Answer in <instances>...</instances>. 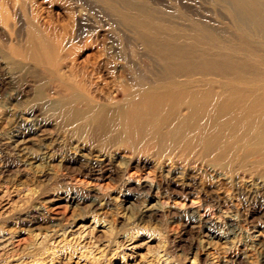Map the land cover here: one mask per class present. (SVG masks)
Masks as SVG:
<instances>
[{
	"label": "rangeland",
	"instance_id": "rangeland-1",
	"mask_svg": "<svg viewBox=\"0 0 264 264\" xmlns=\"http://www.w3.org/2000/svg\"><path fill=\"white\" fill-rule=\"evenodd\" d=\"M99 1L0 0V83H5L3 86L0 84V264H264V180L259 179L256 174H242L235 167L221 169L207 164L209 159L205 162L204 158L200 157L201 150L198 145L191 150H175L174 153L152 144L139 145L136 149L130 144L127 145L128 142L123 139L122 133L109 136L110 132L95 129L90 134H84L83 138L76 136L72 132V125L65 122L67 119L57 103L66 92V86L60 84L58 76L65 77L67 84L77 88L80 80L78 75L82 72L86 76L85 79L92 83V87L87 91L88 95L97 97V93L107 94L111 95V102L120 101L123 98L122 90L128 87L125 82L117 81L116 77L119 73L117 71L125 63L119 61L116 56V67L109 65L110 68H116L112 81L108 77H102L101 81L96 82L97 76L94 74L101 71V65L113 56L110 55L113 49L117 52L118 48L120 51L124 50L132 62L129 65L134 68L132 71L148 73L155 68L160 69L155 55L137 40L136 30L140 23L152 22L160 26H172L186 35H195L194 24H200L208 30L206 33L210 37L217 40L218 45H224L221 49L213 47L211 55H233L225 50V47L243 51L242 55L236 51L232 57L217 61L220 66L234 67L238 60H244L242 58H246V54L252 53L258 58L252 61L254 70L258 65L255 71L259 77L257 82L264 86L263 46L260 47L257 40L248 42V47L244 46L243 38L239 36L237 26L231 18V11L225 8L220 0H111L112 7L103 0ZM125 13L129 14L125 16ZM120 14L122 18L118 16ZM132 14H136L134 16L138 17L139 22ZM42 19H45V22ZM3 37L5 38L2 41ZM89 38L91 39L88 41ZM62 42L65 45H62ZM102 72L104 73L103 69ZM2 80L8 81V84ZM97 84L101 85L98 87ZM44 104L45 107L49 104L50 106L44 108ZM42 111L46 113L43 115ZM42 117L48 120L44 121ZM62 121L64 125L61 124ZM214 157L216 156H210L211 159ZM93 164L96 170L103 165L112 170L107 172L104 178L96 180L92 178V174L96 173L91 170ZM127 164H130L128 172L137 177L135 182L133 180L132 183H127V178L122 176ZM148 175L151 180L147 178ZM73 177L75 181L72 180ZM171 177L177 182L172 181ZM90 181L93 184L90 185ZM188 182L192 185L183 193L175 194L170 187V184L174 186L175 183L180 185ZM76 194L77 196H73ZM78 199L80 201H77ZM149 207L153 209L151 212ZM166 207L168 211L164 209ZM257 233H261V237L256 235ZM255 235L259 241L255 239Z\"/></svg>",
	"mask_w": 264,
	"mask_h": 264
},
{
	"label": "bare ground",
	"instance_id": "bare-ground-1",
	"mask_svg": "<svg viewBox=\"0 0 264 264\" xmlns=\"http://www.w3.org/2000/svg\"><path fill=\"white\" fill-rule=\"evenodd\" d=\"M99 1V0H98ZM224 7L231 11L232 17L239 36L243 38L244 46L248 47V42L256 41L260 47L264 48V0H220ZM84 2V1H83ZM100 2V1H99ZM105 4L112 7L111 0H103ZM51 3V2H50ZM102 3V1H101ZM220 3V4H221ZM84 4V3H82ZM86 4V3H85ZM84 4V5H85ZM103 4V3H102ZM104 4V5H105ZM140 4V3H139ZM170 4V3H169ZM36 5V4H35ZM218 5V4H217ZM41 7V5H39ZM145 6V5H144ZM219 6V5H218ZM88 7V6H87ZM109 7V9H110ZM120 7V6H119ZM221 7V6H220ZM223 7V8H224ZM19 8V7H18ZM33 8V7H32ZM36 8V7H35ZM116 9V8H115ZM114 9V10H115ZM42 10V9H41ZM51 10V9H50ZM119 8L118 11L119 12ZM12 11V10H11ZM39 11V10H37ZM112 11V10H111ZM225 11V10H224ZM115 12V11H113ZM165 12V11H164ZM227 12V10H226ZM1 13V12H0ZM124 13V12H123ZM122 13V14H123ZM170 13V11L168 12ZM173 13V12H172ZM230 14V12H228ZM11 14V13H10ZM117 14V13H116ZM127 13H125L126 16ZM129 14V13H128ZM127 14V15H128ZM167 14V13H166ZM175 14V13H173ZM227 14V16L229 15ZM27 15V14H25ZM24 15V16H25ZM50 15V14H49ZM70 15V14H69ZM136 15V14H134ZM134 19L138 17L134 16ZM2 16V14L0 15ZM14 16V15H13ZM21 16V15H20ZM23 16V17H24ZM119 17L121 16L118 15ZM131 16V18H132ZM138 16V15H137ZM231 16V15H230ZM50 17V16H49ZM118 17V18H119ZM2 18V17H1ZM25 18V17H24ZM37 18V17H36ZM122 18V16H121ZM130 18V19H131ZM7 19V18H6ZM10 19V18H9ZM11 19H13L11 17ZM10 19V20H11ZM18 19V18H17ZM21 19V18H20ZM148 19V18H147ZM188 19V18H187ZM2 20V19H1ZM41 20V18L39 19ZM43 20V19H42ZM47 20V19H46ZM121 20V19H120ZM132 20V19H131ZM142 20V19H139ZM145 20V19H144ZM177 20V19H176ZM182 20V19H180ZM18 21V20H17ZM22 21V20H21ZM45 22V19L43 20ZM125 21H127L125 19ZM124 21V22H125ZM138 21V19L136 20ZM143 21V20H142ZM191 21V20H188ZM3 22V21H2ZM7 24V21H5ZM13 22V21H12ZM24 22V21H22ZM39 22V21H38ZM70 22V21H69ZM129 22V21H127ZM139 22V21H138ZM137 22V23H138ZM192 22V21H191ZM229 22H231L229 20ZM233 22V26H234ZM15 23V21H14ZM37 23V22H36ZM40 23V22H39ZM43 22H41L42 24ZM48 23V22H47ZM11 24V23H10ZM40 24V25H41ZM50 24V21H49ZM52 24V23H51ZM134 24V22H133ZM132 24V25H133ZM207 24V23H206ZM47 25V24H45ZM73 25V24H72ZM127 25V24H126ZM130 25V24H129ZM135 25V24H134ZM137 28V40H139L141 46L148 49V51L155 55L160 69H153L148 73H138L132 71L129 67L130 63L127 58V54L119 50L118 52L113 49L110 52L112 61L107 60L101 65V71L96 74L97 80L101 81L102 77H108L109 80H113L114 68H110L117 65L116 56L119 61H123L125 64L121 65L122 68L119 72L116 80L125 82L128 89H123V98L117 102H111L112 98L105 94L97 93V97L94 95H88L87 91L89 87H92V83L85 79V74L82 72L79 77V85L77 88L67 84L65 77L58 76L60 84L66 86V89L62 97L58 99V106L62 110L69 124L73 128L71 131L76 136H83L93 130L104 131L109 133V136H114L115 133H122L123 139L127 145L130 144L134 148H138L139 145L152 144L157 148L171 151H188L198 145L200 157L208 160L206 163L219 167L221 169H228L231 167L237 168L242 174H256L259 179L264 180V86L258 83L259 77L252 67V61L258 59L254 54H246L244 60H238L234 67L220 66L217 61L222 58H230L237 51L241 53L242 50L235 48H227L225 50L233 53L231 56L226 55H211L213 47L224 48V45H218L216 39L210 37L205 27H201L200 24H194L195 35L182 34L174 28L167 26H160L152 22L146 24H138ZM192 25V24H191ZM3 26V25H2ZM8 26V25H6ZM12 26V25H11ZM22 26V25H21ZM20 26V27H21ZM42 26V25H41ZM50 26V25H49ZM52 26V25H51ZM74 26V25H73ZM137 26V25H136ZM218 26V25H217ZM17 26L15 25V28ZM26 27V25H25ZM48 28V25L46 26ZM12 28V27H11ZM37 28V27H36ZM42 28V27H41ZM45 28V27H44ZM46 28V30H47ZM51 28V27H50ZM188 28V27H186ZM212 28V27H211ZM216 28V27H215ZM2 29V28H1ZM5 29V28H4ZM7 29V27H6ZM20 29V28H19ZM120 28H118L119 30ZM127 29V28H126ZM213 29V28H212ZM235 29V28H234ZM23 30V29H22ZM45 30V32H46ZM51 30V29H50ZM111 30V29H110ZM15 31V30H14ZM96 31V30H95ZM107 31H109L107 29ZM113 32V30H111ZM128 31V30H126ZM9 32V31H8ZM12 32V31H11ZM17 32V31H16ZM30 32V30H28ZM50 32V31H49ZM94 32V31H93ZM110 32V31H109ZM122 30L119 32L121 33ZM129 32V31H128ZM212 32V31H211ZM218 32V31H216ZM221 32V31H219ZM23 33H25L23 31ZM77 33V32H76ZM92 33V32H91ZM96 33V32H95ZM130 33V32H129ZM197 33V34H196ZM215 33V32H213ZM237 33V31H236ZM1 34V33H0ZM72 34V32H71ZM69 34V35H71ZM83 34V33H82ZM109 34V33H108ZM127 34V32H126ZM125 34V35H126ZM218 34V33H217ZM226 34V33H225ZM4 35H6L4 33ZM73 35V34H72ZM86 35V33H85ZM116 34V38H117ZM122 35V34H120ZM124 35V36H125ZM19 36V35H17ZM16 36V38H17ZM25 36V35H24ZM50 36V35H49ZM15 37V36H14ZM30 37V35H29ZM126 37V36H125ZM5 37H3L2 41ZM21 38V36H20ZM130 38V37H129ZM19 39V37H18ZM31 39V38H29ZM91 38L88 39V41ZM131 39V38H130ZM254 39V40H252ZM13 40V39H12ZM16 40V39H15ZM67 40V39H66ZM82 40V39H81ZM93 40V39H92ZM102 40V39H101ZM105 40V39H104ZM121 40V38L119 39ZM118 40V41H119ZM136 40V41H137ZM222 41V39H220ZM9 41V40H8ZM25 41V40H24ZM27 41V39H26ZM65 40H63L64 42ZM69 41V38H68ZM72 38V42H73ZM99 41V40H98ZM226 41V40H225ZM20 42V41H19ZM62 45H65L63 44ZM108 42V41H107ZM122 42V40H121ZM133 42V41H132ZM3 43V42H2ZM8 43V42H7ZM16 43V42H15ZM31 43V42H30ZM66 43V42H65ZM93 43V42H92ZM138 43V44H139ZM24 44V43H22ZM27 44V42H25ZM79 44V41H78ZM105 41L104 44L105 45ZM109 44V43H108ZM122 44V43H121ZM256 44V43H254ZM14 45V44H13ZM19 45V44H18ZM68 45V44H67ZM67 45L65 47H67ZM114 45V43H113ZM137 45V44H136ZM17 46V45H16ZM35 46V45H34ZM79 46V45H78ZM112 46V44H111ZM212 47L209 49L208 47ZM13 47V46H12ZM21 47V46H20ZM19 47V48H20ZM30 47V46H29ZM62 47V46H61ZM71 47V46H70ZM101 47V46H100ZM97 47V48H100ZM107 47V46H106ZM129 47V46H128ZM127 47V48H128ZM4 48V47H3ZM31 48V47H30ZM36 48V47H35ZM73 47H71L72 50ZM115 48V47H114ZM144 48V49H145ZM243 48V47H242ZM68 49V47H67ZM84 49V48H83ZM94 49V47H93ZM111 49V48H110ZM129 49V48H128ZM2 50V49H1ZM6 50V49H5ZM38 50V49H37ZM76 50V49H75ZM133 50V49H132ZM143 50V49H141ZM23 51V50H22ZM26 51V50H25ZM63 51V50H62ZM60 51V52H62ZM73 51V50H72ZM106 51V50H105ZM104 51V52H105ZM111 51V50H108ZM120 51V52H119ZM131 51V50H130ZM145 52V50H143ZM147 51V52H148ZM1 52V51H0ZM27 52V51H26ZM214 52V51H213ZM28 53V52H27ZM39 53V52H38ZM138 53V52H136ZM140 53V52H139ZM3 54V53H2ZM5 54V53H4ZM13 54V53H12ZM34 54V53H33ZM60 54V53H59ZM68 54V53H67ZM147 54V53H146ZM151 54V55H152ZM227 54V53H226ZM14 55V54H13ZM39 55V54H38ZM70 55H72L70 53ZM137 55V54H136ZM228 55V54H227ZM240 55V56H241ZM250 55V56H249ZM252 55V57H251ZM26 56V55H25ZM69 56V54H68ZM67 56V57H68ZM104 56V55H102ZM101 56V57H102ZM149 56V55H148ZM63 57V56H62ZM73 57V56H71ZM100 57V56H99ZM98 57V58H99ZM108 57V56H107ZM151 57V56H150ZM153 57V56H152ZM255 57V58H254ZM259 57V56H258ZM61 58V57H60ZM59 58V59H60ZM70 58V56H69ZM138 58V57H137ZM250 58V59H249ZM262 58V57H261ZM67 59V58H66ZM75 59V58H74ZM102 59V58H101ZM100 59V61H101ZM260 59V57H259ZM264 59V56H263ZM18 60V58H17ZM223 61V60H222ZM221 61V62H222ZM261 61V60H260ZM259 61V62H260ZM232 62V60H231ZM258 62V61H257ZM258 62V63H259ZM262 62V61H261ZM14 63V62H13ZM61 63V62H60ZM134 63V62H133ZM141 63V62H140ZM146 63V62H145ZM30 64V63H29ZM45 64V63H44ZM43 64V65H44ZM57 64V63H56ZM69 65V63H67ZM66 64V65H67ZM99 64V63H98ZM97 64V66H98ZM102 64V62H101ZM263 64V63H260ZM34 65V64H33ZM136 65V64H135ZM141 65V64H140ZM224 65V63H222ZM226 65V64H225ZM9 66V65H7ZM12 66V65H11ZM14 66V64H13ZM28 66V64H27ZM58 66V65H57ZM56 66V67H57ZM93 66V65H92ZM120 66V64H119ZM227 66V65H226ZM73 67V66H72ZM80 67V65H79ZM13 68V67H12ZM35 68V67H34ZM68 68V67H67ZM76 68V67H75ZM137 68V67H136ZM142 69V67L140 66ZM145 68V67H144ZM25 69V68H24ZM46 69V67H45ZM44 69V70H45ZM58 69V68H57ZM81 69V68H79ZM85 69V68H84ZM104 70V73L102 72ZM16 70V68H15ZM47 70V69H46ZM72 70V69H71ZM78 70V69H77ZM91 70V69H90ZM93 70V68H92ZM96 70V69H95ZM260 70V69H259ZM22 71V70H19ZM49 71V70H48ZM51 71V70H50ZM60 70H58L59 73ZM63 71V70H62ZM97 71V70H96ZM145 71V70H143ZM27 72V71H25ZM86 72V71H85ZM88 72V70H87ZM94 72V71H93ZM41 73V72H40ZM76 73V72H75ZM91 73V72H90ZM10 74V73H9ZM23 74V73H22ZM21 74V75H22ZM26 74V73H25ZM54 74V72H53ZM79 74V73H77ZM88 75V74H87ZM90 75V74H89ZM88 75V76H89ZM10 76V75H9ZM8 76V77H9ZM13 76V74H12ZM53 76V75H52ZM55 76V75H54ZM87 76V77H88ZM95 76V77H96ZM2 77V76H1ZM0 77V78H1ZM7 77V78H8ZM26 77V76H25ZM24 77V78H25ZM6 78V79H7ZM14 78V77H13ZM89 78V77H88ZM3 79V78H2ZM5 79V80H6ZM30 79V78H29ZM5 80H2L5 81ZM10 80V78H9ZM56 80V79H55ZM76 80V79H75ZM12 81V79H11ZM19 81V80H18ZM26 81V80H25ZM94 81V82H95ZM105 81V79L103 80ZM6 83L8 81H5ZM93 82V81H92ZM4 83V82H3ZM2 83V84H3ZM11 84L13 82H10ZM23 83V82H22ZM35 83V82H34ZM33 83V84H34ZM74 83V81H73ZM114 83V82H113ZM1 84V83H0ZM1 84V85H2ZM5 84V83H4ZM8 84V83H7ZM31 84V83H30ZM102 84V83H101ZM100 84V85H101ZM107 84V83H106ZM117 84V83H116ZM25 86V84L23 83ZM54 85V84H53ZM91 85V86H90ZM95 85V84H94ZM100 85L97 84L99 87ZM114 85V84H113ZM112 85V86H113ZM3 86V85H2ZM104 86V85H103ZM6 87V86H5ZM58 87V86H57ZM94 87V86H93ZM132 87V88H131ZM23 88V87H22ZM25 88V87H24ZM56 88V87H55ZM100 89V88H98ZM96 89V90H98ZM29 90V89H28ZM57 90V89H56ZM37 91V90H36ZM25 92V91H23ZM40 92V91H37ZM35 92V93H37ZM26 93V92H25ZM24 93V94H25ZM28 93V92H27ZM45 93V92H44ZM58 93V92H57ZM40 94V93H39ZM56 94V93H55ZM96 94V93H95ZM35 96H37L35 94ZM50 96V94H49ZM44 97V96H43ZM51 97V96H50ZM33 98V97H32ZM37 98V97H36ZM41 102V101H40ZM34 103V102H33ZM38 103V102H37ZM51 103V101H49ZM39 104V103H38ZM47 104V103H46ZM48 105V104H47ZM55 106V104H53ZM32 106V105H29ZM44 108L49 107L45 104ZM40 107V106H39ZM41 108V107H40ZM53 108V107H52ZM29 109V108H28ZM39 109V108H38ZM42 109V108H41ZM43 110V109H42ZM47 110V109H46ZM50 110V109H49ZM47 110V111H49ZM26 111V110H25ZM30 111V110H29ZM41 111V110H40ZM45 111V109L43 110ZM42 111V113H43ZM51 111V110H50ZM56 111V110H55ZM54 111V112H55ZM36 112V111H35ZM61 112V111H60ZM59 112V113H60ZM25 113V112H24ZM46 113V112H44ZM43 113V115H44ZM56 113V112H55ZM23 114V113H22ZM31 114V113H29ZM37 114V113H36ZM48 114V113H47ZM25 115V114H24ZM35 115V114H34ZM41 115V116H43ZM57 115V114H56ZM61 116V113L59 114ZM21 116V115H20ZM28 116V115H27ZM32 116V115H31ZM46 116V115H45ZM53 116V115H51ZM49 116V117H51ZM58 116V115H57ZM22 117V116H21ZM19 117V118H21ZM38 117H40L38 115ZM44 117V116H43ZM42 117V118H43ZM33 118V117H32ZM55 118V117H54ZM31 119V118H30ZM34 119V118H33ZM41 119V117H40ZM48 118H43V120ZM63 119V118H62ZM23 120V119H22ZM21 120V121H22ZM41 120V121H43ZM58 120V119H56ZM20 121V119H19ZM24 121V120H23ZM38 121V120H37ZM36 121V122H37ZM40 121V120H39ZM45 121V120H44ZM25 122V121H24ZM47 122V121H46ZM52 122V121H51ZM59 122V121H58ZM23 123V122H22ZM27 123V122H25ZM42 124L41 122H39ZM57 123V122H56ZM63 121L61 122V124ZM20 124V123H19ZM35 124V123H34ZM44 124V123H43ZM42 124V125H43ZM58 124V123H57ZM56 124V125H57ZM60 124V125H61ZM65 123H63L64 125ZM28 125V124H27ZM31 125V124H30ZM49 125V123H48ZM22 126V125H21ZM38 126V125H37ZM66 126V125H65ZM26 127V126H25ZM50 127V125H49ZM28 128V127H27ZM19 129V128H18ZM35 129V127H34ZM47 129V128H46ZM50 129H52L50 127ZM57 129V128H56ZM69 129V128H68ZM44 130V129H43ZM29 131V130H28ZM48 131H50L48 129ZM55 131V129H54ZM60 131V130H59ZM33 132V131H32ZM39 132V131H38ZM43 132V131H42ZM25 134V132H24ZM46 134V133H45ZM96 134V132H95ZM94 134V135H95ZM38 135V134H37ZM53 135V134H52ZM63 135V134H62ZM66 135V133H65ZM75 135L73 137H75ZM28 136V133H27ZM45 136V135H44ZM61 136V134H59ZM34 137V136H33ZM41 137V135H40ZM90 137V136H89ZM108 137V136H107ZM29 138V137H28ZM32 138V137H31ZM47 138V137H46ZM49 138V137H48ZM47 138V139H48ZM78 138V137H76ZM83 138V137H82ZM36 139V138H35ZM57 139V138H56ZM55 139V140H56ZM59 139V138H58ZM87 139V136H86ZM91 139V138H90ZM88 139V141L90 140ZM107 139V138H106ZM105 139V140H106ZM65 140V139H64ZM73 142V138L71 139ZM82 140V139H81ZM84 140V139H83ZM94 140V139H93ZM95 141V140H94ZM97 141V140H96ZM95 141V142H96ZM39 142V141H38ZM43 142V141H42ZM56 142V141H55ZM70 142V143H71ZM83 142V141H82ZM27 143V142H26ZM31 143V142H30ZM57 143V142H56ZM100 143V142H99ZM33 144V142H32ZM92 144V143H91ZM103 144V143H102ZM75 145V144H74ZM89 145V144H88ZM95 145V144H94ZM104 145V144H103ZM103 145H101L103 147ZM45 146V145H44ZM72 146V145H71ZM78 146V145H77ZM81 147V146H80ZM106 147V146H105ZM115 147V146H113ZM118 147V146H117ZM197 148V149H198ZM90 149V148H89ZM94 149V148H93ZM96 149V148H95ZM94 149V150H95ZM107 149V148H105ZM69 150V148L67 149ZM111 150V149H110ZM132 150V149H131ZM63 151V150H62ZM194 151V150H193ZM197 151V150H196ZM92 152V151H91ZM105 152V150H104ZM103 152V154H104ZM109 152V151H107ZM117 152V151H116ZM166 152V153H167ZM172 152V153H173ZM61 153V152H60ZM59 153V154H60ZM63 153V152H62ZM132 153V152H131ZM175 153V152H174ZM101 154V153H100ZM107 154V153H106ZM119 154V153H116ZM165 154V153H164ZM94 155V154H93ZM132 155V154H131ZM190 155V154H189ZM210 158V156L213 157ZM95 156V155H94ZM120 155H118L119 157ZM164 156V155H163ZM162 156V157H163ZM191 156V155H190ZM104 157V156H103ZM112 159L114 158L111 156ZM124 157V156H123ZM126 157V156H125ZM138 157V156H137ZM92 158V157H91ZM99 158V157H98ZM154 158V157H152ZM151 158V159H152ZM189 158V157H188ZM69 159V158H67ZM82 159V158H81ZM104 159V158H103ZM102 159V160H103ZM119 159V158H118ZM126 159V158H124ZM131 159V158H129ZM143 159V158H142ZM162 159V158H161ZM190 159V158H189ZM195 159V158H194ZM71 160V159H69ZM95 160V159H94ZM108 160V159H107ZM110 160V159H109ZM127 160V159H126ZM132 160V159H131ZM199 160V159H198ZM203 160V162H204ZM76 161V160H75ZM84 162L83 160H81ZM98 161V159H97ZM101 161V160H100ZM111 161V160H110ZM128 161V160H127ZM170 161V160H169ZM91 162V161H89ZM96 162V161H95ZM99 162V161H98ZM118 162V161H113ZM131 162V161H130ZM185 162V161H184ZM183 162V163H184ZM188 162V160H187ZM92 163V162H91ZM94 163V162H93ZM100 163V162H99ZM159 163V161H158ZM87 164V163H86ZM96 165V163H94ZM91 166L92 178L100 180L105 177L107 172L111 170L106 168V165L99 169H95ZM98 164V163H97ZM103 164V163H102ZM156 164V163H155ZM197 164V162H196ZM64 165V164H63ZM83 165V164H81ZM92 165V164H91ZM100 166V164H98ZM97 165V167H98ZM119 165V164H118ZM127 164L125 172L122 174L126 177L127 183H132L137 177L134 173L128 172ZM203 165V164H202ZM88 166V165H87ZM113 166V165H112ZM64 167V166H63ZM108 167V166H107ZM124 167H126L124 165ZM132 167V166H131ZM88 168V167H87ZM110 168V167H108ZM119 168V167H118ZM123 170L124 168L121 167ZM137 168V167H136ZM188 168V167H187ZM195 168V167H194ZM72 169V168H71ZM75 169V168H74ZM132 169V168H131ZM138 169V168H137ZM141 169V166H140ZM145 170V168H143ZM148 169V166H147ZM186 169V168H184ZM204 169V168H203ZM78 170V169H77ZM83 170V169H82ZM90 170V171H91ZM86 171V170H85ZM121 171V170H120ZM138 171V170H137ZM142 171V170H141ZM63 172V171H61ZM66 172V170H65ZM71 172V171H70ZM134 172V171H133ZM140 172V171H139ZM234 172V170H233ZM237 172V171H236ZM83 173V172H82ZM121 173V172H119ZM169 173V172H168ZM181 173V172H180ZM78 174V173H77ZM76 174V175H77ZM80 174V173H79ZM84 174V173H83ZM144 174V173H143ZM46 175V174H45ZM65 175V174H64ZM155 175V172H154ZM219 175V174H218ZM82 176V175H81ZM88 176V175H87ZM84 176V177H87ZM91 176V175H89ZM114 176V175H113ZM158 176V175H157ZM63 177V176H62ZM68 177V176H67ZM119 177V176H118ZM122 177V178H123ZM141 177V176H140ZM160 177V176H159ZM167 177V176H166ZM179 177V176H178ZM192 177V176H191ZM64 178V177H63ZM77 178V177H76ZM111 178V177H110ZM117 178V177H116ZM147 178L151 180L148 175ZM163 178V177H161ZM172 178V177H171ZM175 178V177H174ZM177 178V177H176ZM182 178V176H181ZM184 178V177H183ZM189 178V177H188ZM83 179V178H82ZM81 179V180H82ZM87 179V178H86ZM94 179V180H95ZM114 179V178H113ZM118 179V178H117ZM173 179V178H172ZM178 179V178H177ZM193 179V178H192ZM70 180V179H69ZM67 180V182L69 181ZM74 180V177L73 179ZM71 180V181H72ZM93 180V179H92ZM95 180V181H96ZM162 180V179H161ZM168 180V179H167ZM173 179L172 181H174ZM181 180V179H180ZM66 181V180H65ZM75 181V180H74ZM103 181V180H102ZM125 181V180H123ZM157 181V180H155ZM165 181V180H164ZM163 181V182H164ZM170 181V180H169ZM176 181V180H175ZM66 182V184H67ZM81 182V181H80ZM87 182V181H86ZM122 183V181H120ZM141 182V181H140ZM144 182V181H142ZM150 182V181H149ZM177 182V181H176ZM184 182V181H183ZM192 182V181H191ZM191 182L183 183L174 186L170 184L175 194L178 192H184L185 189L191 187ZM70 183V181H69ZM78 183V182H77ZM88 183V182H87ZM99 183V182H98ZM107 183V182H106ZM137 183V182H136ZM147 184V182H145ZM157 183V182H156ZM197 183V182H196ZM93 184L90 181V185ZM95 184V183H94ZM103 184V183H102ZM108 184V183H107ZM116 184V183H115ZM124 184V183H123ZM122 184V185H123ZM154 184V183H153ZM162 185V182L160 183ZM96 185V184H95ZM104 185V184H103ZM119 185V184H118ZM121 185V184H120ZM125 185V184H124ZM123 185V186H124ZM134 185V184H133ZM169 185V184H168ZM197 185V184H196ZM76 186V185H73ZM136 186V185H135ZM153 186V185H152ZM155 186V185H154ZM158 186V185H157ZM199 186V185H198ZM264 186V185H263ZM69 187V186H68ZM67 187V188H68ZM94 187V186H93ZM104 187V186H102ZM110 187V186H109ZM147 187V186H146ZM164 187V185H163ZM166 187V186H165ZM197 187V186H196ZM73 188V187H72ZM71 188V189H72ZM75 188V187H74ZM82 188V187H81ZM112 188V187H110ZM142 188V187H141ZM145 188V187H143ZM160 188V187H159ZM167 188V187H166ZM193 188V187H192ZM198 188V187H197ZM70 189V191H71ZM80 189V188H79ZM78 189V193L79 190ZM86 189V188H85ZM90 189V188H89ZM88 189V190H89ZM92 189V188H91ZM121 189V188H120ZM125 189V188H124ZM155 189V187H154ZM161 189V188H160ZM196 189V188H195ZM258 189V188H257ZM69 190V189H68ZM76 190V189H75ZM83 190V188H82ZM148 190V189H147ZM152 190V189H151ZM150 190V191H151ZM158 190V189H157ZM167 190V189H166ZM194 190V189H193ZM199 190V189H198ZM202 190V187L201 189ZM205 190V189H204ZM69 191V193H70ZM92 191V190H90ZM106 191V190H105ZM104 191V192H105ZM108 191V190H107ZM134 191V190H133ZM141 191V189H140ZM145 190H143L144 192ZM161 191V190H160ZM169 191V190H168ZM171 192V190L168 192ZM189 191V190H186ZM264 191V190H262ZM68 192V191H67ZM66 192V194H67ZM72 192V191H71ZM81 192V191H80ZM103 192V191H102ZM110 192V190H109ZM139 192V191H138ZM149 192V191H148ZM156 192V191H155ZM154 192V193H155ZM192 192V191H190ZM199 192V191H198ZM208 192V191H207ZM68 193V194H69ZM84 193V192H83ZM82 193V195H83ZM101 193V192H100ZM122 193V192H121ZM134 193V192H133ZM142 193V192H140ZM157 193V192H156ZM164 193V192H163ZM202 193V191H201ZM204 193V192H203ZM262 193V192H261ZM72 194V193H71ZM75 194V192H74ZM80 194V193H79ZM87 194V193H86ZM89 194V191H88ZM87 194V195H88ZM91 194V193H90ZM93 194V192H92ZM136 194V193H135ZM153 194V193H152ZM167 194V195H168ZM263 194V193H262ZM95 195V193H94ZM99 195V192L98 194ZM96 195V196H97ZM137 195V194H136ZM154 195V194H153ZM160 195V194H159ZM173 195V193H172ZM182 195V194H181ZM192 195V194H191ZM206 195V193H205ZM264 195V194H263ZM73 196H77L73 195ZM80 196V195H79ZM187 196V194H186ZM202 196V194H201ZM67 197V196H66ZM87 197V196H86ZM95 197V196H93ZM98 197V196H97ZM103 197V196H102ZM164 197V196H163ZM168 197V196H167ZM183 197V196H182ZM83 198V197H82ZM91 198V197H90ZM99 198V197H98ZM97 198V199H98ZM135 198V197H134ZM169 198V197H168ZM199 198V197H198ZM206 198V197H205ZM77 199V198H76ZM84 199V198H83ZM86 199V198H85ZM136 199V198H135ZM196 199V198H195ZM200 199V198H199ZM106 200V199H105ZM162 200V199H161ZM169 200V199H168ZM172 200V199H171ZM203 200V199H202ZM201 200V201H202ZM205 200V199H204ZM203 200V201H204ZM77 201H80L79 199ZM94 201V199H92ZM163 201V200H162ZM175 201V200H173ZM181 201V200H180ZM185 201V200H184ZM206 201V200H205ZM204 201V202H205ZM132 202V201H131ZM190 202V201H189ZM198 202V201H197ZM81 203V202H80ZM92 203V202H91ZM97 203V202H96ZM180 203V202H179ZM188 203V202H187ZM203 203V202H202ZM98 204V203H97ZM159 204V203H158ZM164 204V202H162ZM204 204V203H203ZM95 205L94 202L92 206ZM135 205V204H134ZM166 205V204H165ZM202 205V204H200ZM159 206V205H158ZM161 206V205H160ZM199 206V205H197ZM87 207V206H85ZM94 207V206H93ZM100 207V206H99ZM98 207V208H99ZM107 207V205H106ZM156 207V206H155ZM154 207V208H155ZM168 207V206H167ZM164 208V209H167ZM171 207V206H170ZM79 208V207H78ZM152 208V207H151ZM162 208V207H161ZM169 208V207H168ZM174 208V207H173ZM188 208V206L186 207ZM197 208V207H196ZM82 210V208H80ZM147 209V208H146ZM150 209V207L148 208ZM104 210V209H103ZM153 209H150V212ZM156 210V208H155ZM159 210V209H158ZM190 210V209H189ZM88 211V210H87ZM160 211V210H159ZM166 211V210H165ZM168 211V209H167ZM177 211V210H176ZM202 211V210H201ZM205 211V210H204ZM221 211V210H220ZM219 211V212H220ZM85 212V210H84ZM175 212V211H173ZM181 212V211H180ZM203 212V211H202ZM201 212V213H202ZM207 212V211H206ZM94 213V211H93ZM163 213V212H162ZM161 213V215H162ZM191 213V212H190ZM193 213V212H192ZM147 214V213H146ZM153 214V213H151ZM169 214V213H168ZM167 214V215H168ZM172 214V212H170ZM187 214V213H186ZM93 215V214H92ZM144 215V214H143ZM155 215V213L153 214ZM159 215V214H158ZM190 215V214H188ZM194 215V214H193ZM84 216V215H83ZM88 216H91L88 214ZM95 216V215H94ZM97 216V215H96ZM152 216V215H151ZM149 216V217H151ZM59 217V216H58ZM56 217V218H58ZM142 217V216H141ZM153 217V216H152ZM206 217V216H205ZM81 218V217H80ZM94 218V217H92ZM140 218V217H138ZM143 218V217H142ZM165 218V217H164ZM194 218V217H193ZM196 218V217H195ZM153 219V218H152ZM156 219V218H155ZM154 219V220H155ZM162 219V217H161ZM207 219V218H206ZM163 220V219H162ZM199 220V218L197 219ZM208 220V219H207ZM206 220V222H207ZM52 221V220H51ZM96 221V220H95ZM194 221V220H193ZM202 222V220H201ZM200 222V223H201ZM210 222V221H209ZM249 222V221H248ZM58 223V221H57ZM195 223V222H194ZM197 223V222H196ZM194 226V225H193ZM196 226V225H195ZM210 227V226H209ZM133 228V227H132ZM134 229V228H133ZM138 229H136L137 231ZM131 231V230H130ZM135 231V229H134ZM187 231V230H186ZM254 231V229H253ZM132 232V231H131ZM133 233V232H132ZM131 233V234H132ZM254 234V233H253ZM261 234V233H260ZM259 234V235H260ZM258 235V233L256 234ZM256 235L254 236L255 239ZM258 235V236H259ZM130 237H132L130 235ZM261 237V235H260ZM259 237V238H260ZM263 237V236H262ZM259 241V239H257ZM254 242V241H253Z\"/></svg>",
	"mask_w": 264,
	"mask_h": 264
}]
</instances>
